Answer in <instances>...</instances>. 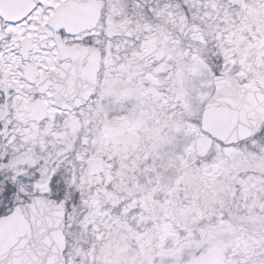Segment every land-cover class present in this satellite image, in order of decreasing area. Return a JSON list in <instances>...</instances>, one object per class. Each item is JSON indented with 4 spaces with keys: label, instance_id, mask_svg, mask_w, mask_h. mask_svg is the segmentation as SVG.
Here are the masks:
<instances>
[{
    "label": "snow or ice",
    "instance_id": "obj_1",
    "mask_svg": "<svg viewBox=\"0 0 264 264\" xmlns=\"http://www.w3.org/2000/svg\"><path fill=\"white\" fill-rule=\"evenodd\" d=\"M0 264H264V0H0Z\"/></svg>",
    "mask_w": 264,
    "mask_h": 264
}]
</instances>
